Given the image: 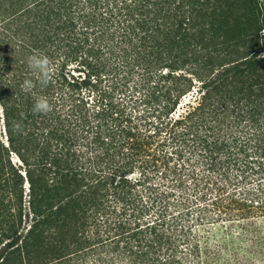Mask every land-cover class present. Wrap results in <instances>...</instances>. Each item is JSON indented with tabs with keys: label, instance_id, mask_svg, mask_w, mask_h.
<instances>
[{
	"label": "trees",
	"instance_id": "obj_1",
	"mask_svg": "<svg viewBox=\"0 0 264 264\" xmlns=\"http://www.w3.org/2000/svg\"><path fill=\"white\" fill-rule=\"evenodd\" d=\"M37 53L54 69L43 87ZM38 96L51 111H32ZM13 258L264 264L261 0H0V263Z\"/></svg>",
	"mask_w": 264,
	"mask_h": 264
},
{
	"label": "clouds",
	"instance_id": "obj_2",
	"mask_svg": "<svg viewBox=\"0 0 264 264\" xmlns=\"http://www.w3.org/2000/svg\"><path fill=\"white\" fill-rule=\"evenodd\" d=\"M27 65L35 75L39 84L42 87L47 86L54 73L52 61L49 59V57L39 53L32 54L27 58ZM25 86L26 90L31 92L36 85L33 80L29 79L25 81ZM51 110L52 105L46 96H38L35 98V103L32 108L34 113L46 114Z\"/></svg>",
	"mask_w": 264,
	"mask_h": 264
},
{
	"label": "rangeland",
	"instance_id": "obj_3",
	"mask_svg": "<svg viewBox=\"0 0 264 264\" xmlns=\"http://www.w3.org/2000/svg\"><path fill=\"white\" fill-rule=\"evenodd\" d=\"M261 2H262V4L264 5V0H261ZM93 97V96H92ZM188 98V97H187ZM91 102H92V99H89ZM130 104H132V103H130ZM145 105L144 104H142V105H140V104H138L137 106H135L136 107V109L137 108H139L140 110H142V108L144 107ZM130 109V108H129ZM136 175H139V172L138 171H136V174L134 175V176H136ZM161 175V173H159V176ZM159 180V178H155V180L154 181H158ZM186 184H187V186H190L191 187V189H190V192L191 193H194V190H193V185H194V183H193V181H192V179H189L187 182H186ZM175 191H178L177 189L175 190ZM179 193V192H178ZM212 196V194L211 193H209V194H207V199H210V197ZM48 259H46V260H43V261H40V262H38V261H35L34 263H32V264H40L41 262H45V261H47ZM0 264H28V263H24L23 261H22V259L21 258H13V259H11V260H9V261H5V262H2V263H0ZM48 264H51V263H48Z\"/></svg>",
	"mask_w": 264,
	"mask_h": 264
}]
</instances>
